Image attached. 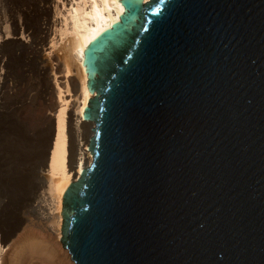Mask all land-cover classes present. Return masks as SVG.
<instances>
[{
	"label": "water",
	"instance_id": "95a60500",
	"mask_svg": "<svg viewBox=\"0 0 264 264\" xmlns=\"http://www.w3.org/2000/svg\"><path fill=\"white\" fill-rule=\"evenodd\" d=\"M120 2L84 52L71 264H264V0Z\"/></svg>",
	"mask_w": 264,
	"mask_h": 264
},
{
	"label": "bare ground",
	"instance_id": "6f19581e",
	"mask_svg": "<svg viewBox=\"0 0 264 264\" xmlns=\"http://www.w3.org/2000/svg\"><path fill=\"white\" fill-rule=\"evenodd\" d=\"M23 1V3L19 0L17 1L20 3V6L16 8L17 10H24L25 8L31 11V8H34V12L47 14V12H49V10L53 8L51 3L52 0ZM79 1L80 2L77 3L76 6H72V8L70 7L71 9L67 11V15H64L62 17L61 21H59V25H56V27L59 26V38H57V41L55 38L52 39L53 44L49 46V48H46L48 46V43L46 44V42L51 35H55L53 34L54 30H52L55 28H52L50 25H47L48 27H46V25L44 26L42 24L37 27V33L41 36L43 35L44 37H40L38 41V45L41 47L39 48L38 46V48H35L31 53L34 55V60L36 65L39 67L40 74L47 81L48 86L51 88L50 94H48L51 96V98L48 95H46V98L44 97V106L47 108L50 107V110L55 109L56 106L59 109L57 115H53L52 113L46 115L47 120L51 123V126H53L54 134L53 142L51 143L50 151L48 152L49 155L47 156V162H49L47 164L48 169L46 172L42 173V176L46 179L45 184L47 185L49 194L53 198V206L55 208L54 212L57 215V220H55L56 227L55 224L53 225L55 227V232H53V235H48L50 237H53L49 241H45L42 239L40 240L39 238L33 236H19L18 240L13 244V246L11 248L9 247V250L4 249L6 244L10 241L11 235L4 236L2 234L0 239V264H12L13 262H11V260H13L15 264H71L70 256L68 255V253L61 254V252L59 251L63 237L61 231V227H63V197L71 184L79 180L83 170L86 169L87 163H89V165L92 163V153L89 149L86 148L85 145L87 144L88 137L91 138V136L93 135L92 129L94 127V123L84 122L83 115L86 108L88 107L90 99H92L94 95L89 93L87 87L88 79L85 68L83 66L84 52L88 45L103 31L117 22L124 12L120 0ZM144 1L147 3L150 0ZM4 2L0 0V41L2 38H4L8 29L6 21L7 16H5V11L8 7L5 6L7 3L5 4ZM65 5L66 4L64 2V7ZM52 18L54 17L52 16ZM16 24L18 23L16 22ZM22 31L23 29L18 24L17 28H15L14 35L17 36L18 34H20V32L21 34H23ZM24 33H26L25 30ZM6 39L8 38L6 37ZM32 43H34V41ZM4 44L6 45V43ZM16 45H18V43ZM10 46L12 47V44ZM50 70H53L54 72V84L55 87L59 89V102H56V100L54 101V92H56L55 90L57 89L54 90V87L52 85V79H50V77H52L50 75ZM48 86L46 88H48ZM63 89L68 93V97L70 98L69 100L65 98L66 96L64 94L65 92H63ZM29 94L30 93H28V96ZM47 96L50 99L47 98ZM25 108L26 106L23 105L22 111ZM36 109L38 110L35 104L27 107L28 113L30 114L37 112ZM44 112H46V110ZM18 116H21V112ZM29 118L30 117L26 118L25 120L28 121L30 120ZM41 120L43 122L46 121L45 118ZM90 127L91 130L89 133L88 129ZM0 233H2V231H0Z\"/></svg>",
	"mask_w": 264,
	"mask_h": 264
},
{
	"label": "rangeland",
	"instance_id": "374dc122",
	"mask_svg": "<svg viewBox=\"0 0 264 264\" xmlns=\"http://www.w3.org/2000/svg\"><path fill=\"white\" fill-rule=\"evenodd\" d=\"M17 1L5 0L4 2L2 0L5 4L7 3L5 5L8 7L6 11H9H5V16H7V19L6 17L5 19L8 25L7 36L5 34L4 38H2L3 40L1 39L0 41V231H2L0 239L2 234L4 236L11 235L10 243L6 244L4 250H9L18 240L19 236H33L40 240L49 241L53 237L48 235H53V232H55L57 215L54 212L53 198L49 194L47 185L45 184L46 179L42 176V173L48 169L47 164L49 162H47V156L49 155L48 152L50 151L54 134L53 126L47 120L46 115L50 113L57 115L59 109L56 106L55 109L50 110V107L44 106L45 100L43 99L44 97L46 98V95L50 94L51 88L40 74L39 67L34 60V55L31 53L35 48H38L40 37H44L37 33V27L42 24L46 25V27L50 25L56 29V32L55 29H52L55 35H51L50 39H47L46 44L48 43V46L46 48H49L53 44L52 39L55 38L57 41V38H59V26L56 27V25L60 24L59 21H61L64 15H67V11L72 6H76L80 2L79 0H55L56 2L52 0L53 8L47 14H40L34 12V8H31V11L24 7V10H17L16 8L20 6V3ZM19 1L24 2L23 0ZM64 2L66 4L65 7ZM16 22L23 29V34L20 32L17 36L14 35L15 28L18 25ZM24 30L26 33H24ZM33 41L34 43H32ZM17 43L18 45H16ZM9 44H12V47ZM52 72L53 70H50V75L52 76L50 79H52L54 90L57 89L54 92V101L59 102V89L55 87V76L53 75L54 72ZM47 86L48 88H46ZM63 92H65L64 89ZM28 93H30L29 96ZM64 94L65 98L69 100L68 93L65 92ZM48 96L51 98L50 95ZM48 96L47 98H49ZM32 104H35L38 110L36 109L37 112L30 114L27 107H30ZM23 105L26 108L22 111ZM45 110L46 112H44ZM20 112L21 116H18ZM25 117H30V120H25ZM43 118L46 121L43 122L41 120ZM90 130L91 127L88 129L89 133ZM89 139L90 137H88L87 144L85 145L87 149H89ZM54 224L55 227L53 226ZM59 251L61 254H67L63 249L62 243ZM11 262L15 264L13 260Z\"/></svg>",
	"mask_w": 264,
	"mask_h": 264
}]
</instances>
